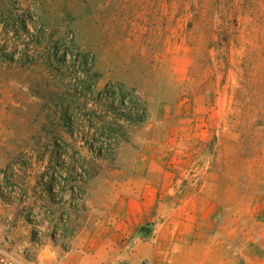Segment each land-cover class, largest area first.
Masks as SVG:
<instances>
[{"label":"rangeland","instance_id":"374dc122","mask_svg":"<svg viewBox=\"0 0 264 264\" xmlns=\"http://www.w3.org/2000/svg\"><path fill=\"white\" fill-rule=\"evenodd\" d=\"M260 197L264 0H0L11 251L30 264H264Z\"/></svg>","mask_w":264,"mask_h":264},{"label":"trees","instance_id":"16d2710c","mask_svg":"<svg viewBox=\"0 0 264 264\" xmlns=\"http://www.w3.org/2000/svg\"><path fill=\"white\" fill-rule=\"evenodd\" d=\"M132 111H133V114L130 115V119L132 121L142 122L144 120L143 117L139 116L140 114L138 113V108L134 106V108H132ZM120 142H121L120 139L112 136L111 138H107V139H103L102 141H99V148L97 150L96 149L94 150H96L100 156L112 154Z\"/></svg>","mask_w":264,"mask_h":264},{"label":"built area","instance_id":"2783aa9c","mask_svg":"<svg viewBox=\"0 0 264 264\" xmlns=\"http://www.w3.org/2000/svg\"><path fill=\"white\" fill-rule=\"evenodd\" d=\"M0 264H30L24 255L11 251L0 242Z\"/></svg>","mask_w":264,"mask_h":264},{"label":"crops","instance_id":"0c3cea01","mask_svg":"<svg viewBox=\"0 0 264 264\" xmlns=\"http://www.w3.org/2000/svg\"><path fill=\"white\" fill-rule=\"evenodd\" d=\"M253 215L255 219H258L260 221H264V198L260 197V199H256L253 203ZM261 241L263 242V237L261 238ZM5 245V244H4ZM263 245L261 244V247ZM264 250V248H262ZM262 250V252H264Z\"/></svg>","mask_w":264,"mask_h":264}]
</instances>
